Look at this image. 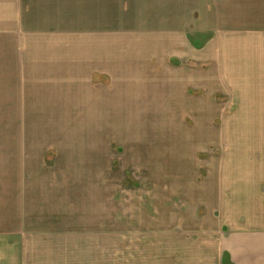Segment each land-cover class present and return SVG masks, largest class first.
Here are the masks:
<instances>
[{"label": "crops", "instance_id": "crops-1", "mask_svg": "<svg viewBox=\"0 0 264 264\" xmlns=\"http://www.w3.org/2000/svg\"><path fill=\"white\" fill-rule=\"evenodd\" d=\"M173 12L180 13L181 41L191 47L180 57L196 64L184 74L186 84L221 86L228 106H244L246 115L260 103L264 120V0H0V86L5 87L0 97V264H108L105 231L93 244L81 237L85 229L78 232L82 227L76 223L72 231L69 225L67 231L28 228L30 216H41L39 180L31 181L44 147L39 133L29 129L28 86H77L79 74L88 72L93 86H107L110 35H142L138 21L144 16L156 36L159 27L170 28ZM162 14L164 23L156 22ZM154 37L153 43H162ZM164 52L155 58L165 57ZM244 115L234 118L241 121ZM216 128L196 132L200 140L186 142L206 153L202 139L212 140L211 159L197 162V173L190 161L186 164L188 180L204 179L191 193L206 209L208 227L198 231L178 222L153 237L145 232L150 237L142 243L149 247L139 250V264H264V129L250 134ZM68 156L63 162L68 168L58 167L76 176L75 154ZM126 244L118 237L117 264H137V252H127Z\"/></svg>", "mask_w": 264, "mask_h": 264}, {"label": "rangeland", "instance_id": "rangeland-1", "mask_svg": "<svg viewBox=\"0 0 264 264\" xmlns=\"http://www.w3.org/2000/svg\"><path fill=\"white\" fill-rule=\"evenodd\" d=\"M165 17L162 14L156 22L164 23ZM172 17L170 28L159 27L156 36L148 31L149 20L144 16L138 21L139 28L144 25L138 31L142 35H110L107 86H93L89 72L79 74L77 86H28L29 129L38 132L37 140L44 143L37 165L43 168L32 172L31 181L39 180L41 195L36 205L41 216H30L28 228L65 231L69 225L72 231L76 223L82 227L78 232L85 229L81 237L93 244L105 231L102 242L109 245L108 264H117V239L124 237L126 251L137 252L139 264V250L149 247L142 243L143 237H153L159 228L178 222L193 230L208 227L203 218L206 209L196 202L194 190L191 193L194 186L201 188L204 179L188 180L186 164L190 161L195 169L197 162L211 159L208 144L212 140L202 139L206 153L186 142L200 140L196 132H209L213 126L219 131L259 133L264 129L263 106L253 105L251 116L246 115L244 106H228L221 86L186 84L184 74L196 64L180 57L181 51L187 54L191 47L187 49L180 39V13L173 12ZM153 37L162 43H153ZM160 51L166 56L156 59ZM4 88L0 86L1 98ZM241 112L245 115L236 121L234 116ZM212 115L217 118L211 120ZM69 152L75 154L76 176L58 167L69 161ZM28 210L35 209L29 204ZM182 213L187 216L179 218ZM132 227L136 231L120 236ZM128 237L136 238V243L128 242Z\"/></svg>", "mask_w": 264, "mask_h": 264}]
</instances>
